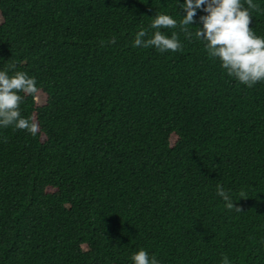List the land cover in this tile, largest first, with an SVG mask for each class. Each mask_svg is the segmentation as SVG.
I'll return each mask as SVG.
<instances>
[{"label":"trees","instance_id":"1","mask_svg":"<svg viewBox=\"0 0 264 264\" xmlns=\"http://www.w3.org/2000/svg\"><path fill=\"white\" fill-rule=\"evenodd\" d=\"M184 2L0 0V71L38 89L19 93L37 133L0 127V264H264V81L208 55L206 6L186 37ZM157 13L182 50L134 46Z\"/></svg>","mask_w":264,"mask_h":264},{"label":"clouds","instance_id":"2","mask_svg":"<svg viewBox=\"0 0 264 264\" xmlns=\"http://www.w3.org/2000/svg\"><path fill=\"white\" fill-rule=\"evenodd\" d=\"M246 3L247 8L242 6L241 0H185L181 8L186 14L180 24L186 37L191 38L192 33L187 26L194 23L197 9L206 6L203 11L207 14L199 18L202 28L197 27L195 36L206 41L208 55L218 58L229 76L252 87L257 82L264 81V38L256 36L249 27L252 22L249 9L258 11L259 5L254 4L253 0H246ZM176 27L177 20L168 14L157 13L151 23V28L157 30L149 39H143L147 36L144 30L139 31L134 46H154L160 52L182 50L175 32L169 38L159 30ZM111 42L115 43V40ZM10 67L15 68V65ZM37 92L35 79L30 78L27 73L15 71L10 76L7 70L0 71V127L14 126L35 135L38 125L21 116L20 104L23 97L19 93L33 95ZM217 195L225 201L226 208L241 211L220 185H217ZM243 197L244 193H241V199ZM132 261L134 264H159L155 256L150 259L143 249L132 255ZM222 264H230L227 256L223 258Z\"/></svg>","mask_w":264,"mask_h":264}]
</instances>
